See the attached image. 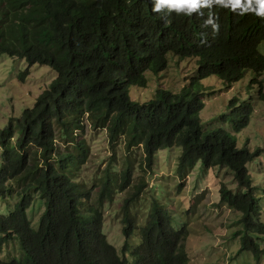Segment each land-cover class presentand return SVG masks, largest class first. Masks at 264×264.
Returning a JSON list of instances; mask_svg holds the SVG:
<instances>
[{
    "label": "trees",
    "instance_id": "trees-1",
    "mask_svg": "<svg viewBox=\"0 0 264 264\" xmlns=\"http://www.w3.org/2000/svg\"><path fill=\"white\" fill-rule=\"evenodd\" d=\"M152 4L0 0V55L56 72L32 105L0 126V264H190L189 231L151 183L156 154L166 148H181L180 179L198 163L231 175L237 189L221 181L218 205L241 214V250L260 255L264 221L249 163L264 148L239 137L255 100L232 98L221 126L200 113L203 79L228 86L250 72L251 90L264 75V15L256 13L257 0L190 15L154 12ZM170 57L195 60L186 83L132 98L131 87L147 88L148 74L163 73ZM91 133L105 135L110 154L104 168L85 176ZM36 202L42 211L34 221ZM107 211L118 218L121 246L107 237Z\"/></svg>",
    "mask_w": 264,
    "mask_h": 264
},
{
    "label": "rangeland",
    "instance_id": "rangeland-1",
    "mask_svg": "<svg viewBox=\"0 0 264 264\" xmlns=\"http://www.w3.org/2000/svg\"><path fill=\"white\" fill-rule=\"evenodd\" d=\"M194 66V59L179 60L170 57L168 68L163 73L159 76L148 74V87H131L130 95L144 101L157 87L177 91L193 75ZM25 70H28V74L20 80L19 74ZM55 76L56 72L47 65L29 66L25 59L0 55V126L10 115H19L24 107L32 105L34 98ZM254 77L256 76L247 72L242 80L228 86L215 76L203 79L202 83L206 88L201 97L205 106L200 113L203 122L221 126L223 115H230L232 98L255 100L251 121L239 135L241 144L246 142L252 149L264 148V101L258 98L261 87L258 81L263 79L261 83L264 91V75L257 76L258 80L256 79L257 82L250 90L248 85ZM88 139L92 146V159L89 167L84 169L85 176L92 175L97 168H104L110 154L104 134L91 133ZM180 153L181 148H166L157 152L156 169L151 183L155 195L164 204L172 202L177 222L186 226L189 231L186 248L190 264H264V241L258 257L252 251L241 250L240 236L236 234L237 230L242 229L239 222L241 214L224 205H218L221 181L236 190L235 180L226 170H205L200 163L185 179H180L176 170ZM121 155L123 153L120 148L118 157ZM120 164V159H117V165ZM249 169L260 207L259 216L264 221V150L249 163ZM116 207L118 205L113 204L110 209ZM41 211L42 206L36 202L29 212L31 218L37 221ZM107 212V237L114 245L121 246L124 238L120 223L115 221L118 218L116 219L115 213L113 215L110 211Z\"/></svg>",
    "mask_w": 264,
    "mask_h": 264
},
{
    "label": "clouds",
    "instance_id": "clouds-1",
    "mask_svg": "<svg viewBox=\"0 0 264 264\" xmlns=\"http://www.w3.org/2000/svg\"><path fill=\"white\" fill-rule=\"evenodd\" d=\"M239 3L240 0H153L152 10L159 12L162 8H166L169 12L174 10L177 14L183 12L184 15H190L193 11H197L200 8L211 9L213 5L220 7L231 5L235 8ZM257 4L259 7L256 9V13L264 15V0H257Z\"/></svg>",
    "mask_w": 264,
    "mask_h": 264
}]
</instances>
